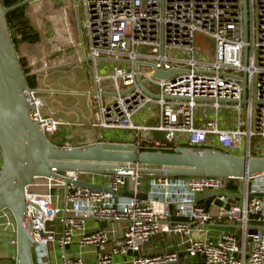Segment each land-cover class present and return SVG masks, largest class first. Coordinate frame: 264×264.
<instances>
[{
  "label": "built area",
  "instance_id": "1",
  "mask_svg": "<svg viewBox=\"0 0 264 264\" xmlns=\"http://www.w3.org/2000/svg\"><path fill=\"white\" fill-rule=\"evenodd\" d=\"M82 6L87 52L75 0L73 9L81 48L76 62L81 64L83 56L89 57L94 86L109 81L114 93L111 102H96V121L92 126L126 130L131 139L128 143L140 149L166 148L165 142L150 136L154 131L163 133L175 146L188 144L224 152L240 148L250 156L251 139L264 142V0H82ZM196 32L214 41L210 52L195 46ZM100 60L111 62L110 73L98 75L96 66ZM154 69L177 72L159 79L152 78ZM136 76L146 80L144 87L149 93L138 87ZM148 83L157 86L159 92L148 89ZM243 83L245 122L241 120L240 101ZM38 92L35 89L30 93V102L37 108L33 117L48 138L58 131L61 122L40 113L44 102ZM95 93L98 95L100 90ZM150 102L157 107L156 124L134 121V115ZM231 104L238 114L236 127H221L219 110ZM199 106L212 107L214 117L208 118L206 113L199 124ZM255 152L264 154L259 148ZM52 171L81 180L80 172ZM140 174L143 173H107L109 181L105 186L111 192L69 184L64 187L61 205L53 204L49 190L52 182L63 183L50 176L35 177L25 191L26 221L35 245L55 242L65 248L72 242L74 232L80 231L79 244L98 249L108 246L106 251L97 253L96 264H181L182 257H199L204 264H264V233L259 228L264 225V175L244 180L148 174L145 199L122 196L124 187L140 192ZM36 179L43 181L35 182ZM253 179L256 181L250 184ZM232 180H242L243 188L226 209L228 197L221 191ZM32 184L43 191H29ZM206 190L222 193L219 198L223 204L218 206L217 215L234 221L238 233L222 231L214 241L209 240L205 228L212 216L196 200ZM55 198L58 201L60 194ZM86 218L123 222L125 230L121 237L110 240L105 229L85 231ZM56 222L62 226L61 231L55 229ZM157 234L181 235L182 249L144 253L143 248ZM114 256L121 260L115 263ZM126 256L129 258L124 260ZM64 264L84 261L80 256L66 255Z\"/></svg>",
  "mask_w": 264,
  "mask_h": 264
},
{
  "label": "water",
  "instance_id": "2",
  "mask_svg": "<svg viewBox=\"0 0 264 264\" xmlns=\"http://www.w3.org/2000/svg\"><path fill=\"white\" fill-rule=\"evenodd\" d=\"M35 0H23L5 7L0 0V212L8 210L15 222V245L17 264H33L31 248L36 244L30 224L26 221L27 198L25 191L35 177L50 176L63 183L82 188L111 192L106 186L91 184L82 180H72L66 175L52 171H74L93 173H123L137 171L146 174L180 176H216L247 180L264 175V157L237 155L215 149L192 146L173 148L140 149L133 143L99 141L78 146L56 145L43 133L39 122L33 117L36 106L30 102V93L35 90L28 86L26 76L54 71L77 64L73 62L47 69L25 73L12 43L6 23V14L21 5ZM75 1V0H74ZM89 57L83 56L88 62ZM137 68L138 62H135ZM175 69H154L152 78L167 79ZM245 81V76H242ZM146 80L136 76V83L144 92ZM152 95V94H151ZM156 97V95H152ZM245 99V83L240 100ZM122 196L145 199L143 192L124 190ZM222 193L199 194L215 198L222 205ZM227 209L240 194L227 193ZM250 195L263 196L262 193ZM263 229L262 226H259Z\"/></svg>",
  "mask_w": 264,
  "mask_h": 264
},
{
  "label": "crops",
  "instance_id": "3",
  "mask_svg": "<svg viewBox=\"0 0 264 264\" xmlns=\"http://www.w3.org/2000/svg\"><path fill=\"white\" fill-rule=\"evenodd\" d=\"M74 0H35L32 1L29 7L34 9V13L37 19L38 24L41 23L40 21L45 18L48 25L46 24H39L42 28L39 29L40 38L43 36L48 37L49 40H55L56 44H60L64 41V38L71 37V44L67 47H73L74 42H77V35L73 37L71 27L75 24L73 21V14L70 9L73 7ZM43 35V36H42ZM72 50H75L73 48ZM79 52L75 53L74 62L78 60ZM105 61V60H100ZM109 66L111 67V62H109ZM109 67V68H110ZM63 71V70H62ZM93 81V80H92ZM93 82H90L86 90L82 91V93L78 90H73L69 92L59 91L55 89H47V88H36L39 90L40 94H46L49 92L56 93L52 97V100L60 102L63 101L65 98L61 93H78L86 98V105L83 108L78 107L75 105V110L73 111L75 117L71 120L66 122L73 127H80L82 129L80 131L81 135H69L70 139H62L60 142L61 144L56 145H65L68 144L69 146H78L84 145L93 142L99 141H106V142H131L129 132L126 130H119L118 133H108L106 130L101 129L97 126H92V123L96 121V112L97 108L94 106L97 103H109L113 100L114 93L112 90H108L103 88L101 85L95 87ZM102 87V88H101ZM100 90V93L96 95L95 90ZM98 92V91H97ZM77 95V94H75ZM111 97L112 100L107 101V99ZM106 98V99H103ZM75 104L76 101H75ZM143 113V112H142ZM198 115V113H197ZM199 116V115H198ZM56 116H54L55 118ZM200 117V116H199ZM57 119V117H56ZM62 124L65 120H62ZM133 120L136 122H144L147 125L153 126L157 122V113L155 111H145L143 114L140 111L134 115ZM205 118H199V124ZM219 124L221 127L224 128H231L227 127V125L219 119ZM56 133V132H55ZM54 135V134H53ZM150 136L156 140H160L165 142L166 137L161 132H152ZM73 139V140H72ZM50 140V139H49ZM165 140V141H164ZM51 141V140H50ZM230 153L243 155V149L238 150H230ZM252 156H259L257 153L251 154ZM0 165H1V157H0ZM80 179L82 181L105 186L109 181V176L107 173H93V172H84L80 174ZM256 181V179L250 180L249 183L252 184ZM243 181L242 180H232L233 184L236 186H240ZM127 190V187H124L122 191ZM148 190V189H147ZM147 190H144L139 187V191L146 193ZM238 190L230 191L224 190L221 191L223 194L233 193L236 194ZM220 193L216 190H206L204 191V195H212ZM201 200L207 201L208 209L211 216L212 222L206 225V233L208 234V238L210 241H214L220 232L225 231L229 233H238L237 224L232 221L228 220L225 217H218L217 210L219 204L215 203V198L212 197H204ZM264 201V197H263ZM1 217L4 219L2 220ZM261 226V225H260ZM263 229H261L264 233V225H262ZM55 229L57 231H61L62 226L56 222ZM97 229H105L108 233L110 240H116L117 238L121 237L124 230H125V223L123 222H109V221H97L91 218H86L84 220V230L85 231H94ZM80 231H75L72 237V242L67 245L65 248L60 247L55 242H50L46 245H34L31 248V255L33 264H64L66 255L69 257L73 256H80L83 258L84 264H96V255L99 251H106L108 246H103L101 248H95L91 245H81L78 243ZM183 237L181 235H173V234H157L151 238L149 243L143 248L144 253H157L163 251H170V250H181L183 247ZM249 243V242H248ZM0 264H17L16 262V245H15V229L12 228L9 216L5 212L0 213ZM129 257H123L124 260H127ZM121 258L119 256H114L113 261L115 263L119 262ZM181 264H204L202 259L197 257L196 260H191L182 257Z\"/></svg>",
  "mask_w": 264,
  "mask_h": 264
},
{
  "label": "rangeland",
  "instance_id": "4",
  "mask_svg": "<svg viewBox=\"0 0 264 264\" xmlns=\"http://www.w3.org/2000/svg\"><path fill=\"white\" fill-rule=\"evenodd\" d=\"M77 2H78V20L81 26L80 30H81L82 37H83V46H84L85 52H87V38H86L85 29L83 26L84 14H83L82 0H77ZM70 11L73 12L71 16L73 15V21L75 22L73 27H71L72 28L71 31H72L73 37L77 35V42L75 41L73 44V47L71 46L70 48H68L70 44L72 43L71 37L64 38V41L62 43L56 44L55 40L50 41L48 37H45L42 35L43 38L46 39V45H47L48 58L46 59V61L43 60L42 52L39 48V46L43 42L42 37L40 41L36 43H32V44L24 43L21 46H18L17 48L18 56L24 58V60L26 61L25 67L28 68L29 71H36L38 69L40 70L42 66H44L45 68H52L55 66L73 63L75 53L81 52V48L79 46V36H78L79 34H78L77 20H76L73 7L72 9H70ZM27 14L30 16L31 20H33L35 26L38 27L42 33L43 30L41 26H39V24L48 25L46 19L43 18L40 21L41 23L38 24L35 13H34V9L32 7H29ZM194 44L196 47H199L202 52H210L213 49L214 41L208 36L202 33L196 32L194 34ZM73 48H75V50H72ZM109 67H110L109 62L98 61L97 66H96L98 75L102 76V75L110 73L111 68ZM92 68H93L92 61L89 60L88 62L82 61L81 64H74L66 68H61V69H57L54 71H48V72L37 74V75H40L39 88L55 89V90L65 91V92L78 90L82 93V91L86 90L87 85L90 82H93L92 81V77H93ZM106 68L107 70H105ZM108 82L109 81L103 82L101 86L105 89L113 90V86H111ZM146 86L148 87V89L152 90L155 93L159 92L157 86H155L154 84L148 83L146 84ZM54 94L56 93L49 92L46 94H40L38 92L37 95L41 97L42 101L44 102V106H42V108L40 109L41 110L40 113L43 116H52V117L56 116L58 120L59 118H61L62 120H65L63 124H62V121H60L61 125L59 126L58 131L54 133V135L48 136V138L51 140L52 143L61 144L60 141L62 139H65V138L70 139L69 135H73V133L75 134V136L81 135L80 131L82 129H80V127L70 126L66 122V120L69 121L73 117H75L73 113V111L75 110V105H78V107L80 108H83L86 105L87 96H84L78 93H75L77 95H75L74 93H61V94L68 95V97L65 96L63 101L60 100V102H57L56 99L55 101L52 100V97L54 96ZM103 99H106V98H103ZM110 100H112L111 97L107 99V101H110ZM75 101L77 104H75ZM246 106L247 105L245 103L242 104L241 120H244V122L246 121V115L244 113ZM254 109H255V106L253 105V110ZM139 111L141 114H143L145 111H157V107L154 102H150V103H147L144 107H142ZM197 113L201 118H204V114L206 113H207L208 118L214 117V110L210 106H206V107L199 106L197 108ZM218 118L222 120L227 125V127L235 128L237 124V119H238L237 110L233 107L232 104L229 106H223L219 110ZM118 131L119 130L117 129L106 130V132L112 133V134L118 133ZM257 148H259L260 150H264V142L258 138L253 137L249 145L250 153L251 154L256 153L255 150ZM259 155L260 157H264V154L259 153ZM148 179H149L148 174L146 173L140 174L139 180L141 184L139 187L144 190H147L148 189ZM37 181H43V180L36 179L35 182ZM240 188H243V185L236 186L235 190H239ZM63 190H64V186L62 184L55 183V182L51 183L49 192L52 195L53 204H56V203L60 205L62 204ZM29 191L38 193L43 190L32 184L31 188H29ZM56 194H60V198L57 199L58 201H56V198H55ZM2 212H5L7 216H9L11 226L13 229H15V222H14V219L11 213L8 210H3L0 213L2 214ZM1 219L3 220L4 218L1 217Z\"/></svg>",
  "mask_w": 264,
  "mask_h": 264
},
{
  "label": "trees",
  "instance_id": "5",
  "mask_svg": "<svg viewBox=\"0 0 264 264\" xmlns=\"http://www.w3.org/2000/svg\"><path fill=\"white\" fill-rule=\"evenodd\" d=\"M23 0H1L2 4L5 7L12 6L17 4ZM29 9V5H21L15 9L10 10L6 16V23L9 29L10 37L12 43L14 44L16 54L18 46H21L24 43H36L40 41V32L38 28L35 26L33 20H31L30 16L27 14ZM18 60L24 70L25 73L30 72L28 68L25 67L26 61L24 58L18 56ZM40 75L37 74H29L26 76V82L28 86L32 89H36L39 87ZM68 97V95H62ZM165 141V140H164ZM166 148L175 147L173 141H165ZM182 146H188V144H180ZM236 189V184H233L232 181L228 183L227 190L234 191ZM198 203L208 209L207 201L200 200Z\"/></svg>",
  "mask_w": 264,
  "mask_h": 264
},
{
  "label": "bare ground",
  "instance_id": "6",
  "mask_svg": "<svg viewBox=\"0 0 264 264\" xmlns=\"http://www.w3.org/2000/svg\"><path fill=\"white\" fill-rule=\"evenodd\" d=\"M40 46H39V48H40V50L42 52L43 60L46 61V59L48 58V52H47V45H46V39L45 38H43V42H42V44ZM41 69H47V68H45L44 66H42Z\"/></svg>",
  "mask_w": 264,
  "mask_h": 264
}]
</instances>
